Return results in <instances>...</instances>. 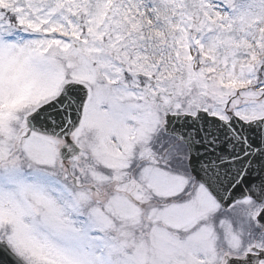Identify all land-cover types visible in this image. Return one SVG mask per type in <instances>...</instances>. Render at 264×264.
<instances>
[{"label":"snow or ice","instance_id":"1","mask_svg":"<svg viewBox=\"0 0 264 264\" xmlns=\"http://www.w3.org/2000/svg\"><path fill=\"white\" fill-rule=\"evenodd\" d=\"M0 264H264V0H0Z\"/></svg>","mask_w":264,"mask_h":264}]
</instances>
